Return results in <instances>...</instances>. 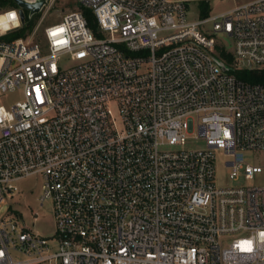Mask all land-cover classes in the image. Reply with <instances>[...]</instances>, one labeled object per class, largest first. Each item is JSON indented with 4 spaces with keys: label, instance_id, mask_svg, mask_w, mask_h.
<instances>
[{
    "label": "built area",
    "instance_id": "obj_1",
    "mask_svg": "<svg viewBox=\"0 0 264 264\" xmlns=\"http://www.w3.org/2000/svg\"><path fill=\"white\" fill-rule=\"evenodd\" d=\"M77 2L102 37L79 8L17 37L0 11V264H264V184L215 181L218 156L232 181L264 167V82L235 73L264 67V0ZM31 174L49 236L7 204Z\"/></svg>",
    "mask_w": 264,
    "mask_h": 264
},
{
    "label": "rangeland",
    "instance_id": "obj_2",
    "mask_svg": "<svg viewBox=\"0 0 264 264\" xmlns=\"http://www.w3.org/2000/svg\"><path fill=\"white\" fill-rule=\"evenodd\" d=\"M248 0H206L210 7V13L215 14L224 10H227L233 7L236 4L245 2ZM189 11L191 12V17H195L198 14L200 0H188L187 2ZM15 4L9 5L4 4L0 6V11H3L9 7H14ZM79 8L82 11L84 8H81L77 0H46V4L42 9L34 13L30 18L34 21L35 26L38 25L42 29L43 26L47 24L55 23L59 20V17L68 10ZM26 16L28 11L25 10ZM92 19V26H89L91 31L96 35L102 37V34L97 33V24L94 16L90 14ZM27 18V17H26ZM10 35L16 37L15 33ZM22 36V35H20ZM6 37H9L7 35ZM216 41L220 45L227 46L230 44L223 35L218 34L216 36ZM240 70L245 68L244 64H240ZM19 98V94L15 93L8 97L3 98L6 101H14ZM112 114L116 122H119L120 117L117 111L115 104L111 105ZM205 143L201 139H189L187 140L184 148H204ZM219 153V151H217ZM259 163L264 164V152L260 153ZM222 160L220 156L216 160V175L215 181L219 186L224 185H255V184H264V167L259 168L254 177L251 179H245L241 176L238 180L232 181L228 176V172L222 167ZM42 178L39 174H31L29 176L23 177L15 183L17 190L14 195L7 200V204L10 206L11 211L14 213L15 217L21 222L24 223L28 229L37 231L38 233L49 236L54 229V220L52 215L51 202L45 200L42 205L39 204V194L41 190ZM37 212L36 218H34L32 212ZM16 257L21 258V255L15 254Z\"/></svg>",
    "mask_w": 264,
    "mask_h": 264
},
{
    "label": "trees",
    "instance_id": "obj_3",
    "mask_svg": "<svg viewBox=\"0 0 264 264\" xmlns=\"http://www.w3.org/2000/svg\"><path fill=\"white\" fill-rule=\"evenodd\" d=\"M4 4H15L13 0H0V6ZM16 5V4H15ZM210 11L209 4L206 2V0H200L199 10L198 14L200 16H206ZM83 14L87 19L88 25L92 26V19L90 17V14H92L88 9L83 10ZM35 26L34 21L31 18H26L23 26L15 31V35L17 36H25L26 33L30 32L33 27ZM221 55L224 56L226 59L230 60V56L226 54L225 52H221ZM236 75L244 80L252 81V82H264V67L260 69H243V70H237Z\"/></svg>",
    "mask_w": 264,
    "mask_h": 264
},
{
    "label": "water",
    "instance_id": "obj_4",
    "mask_svg": "<svg viewBox=\"0 0 264 264\" xmlns=\"http://www.w3.org/2000/svg\"><path fill=\"white\" fill-rule=\"evenodd\" d=\"M19 7V15L21 22L24 23L27 18H30L34 13L39 12L46 4V0H13ZM25 10L28 11L26 16ZM225 66H223L224 68Z\"/></svg>",
    "mask_w": 264,
    "mask_h": 264
},
{
    "label": "bare ground",
    "instance_id": "obj_5",
    "mask_svg": "<svg viewBox=\"0 0 264 264\" xmlns=\"http://www.w3.org/2000/svg\"><path fill=\"white\" fill-rule=\"evenodd\" d=\"M2 20V16L0 15V21Z\"/></svg>",
    "mask_w": 264,
    "mask_h": 264
}]
</instances>
